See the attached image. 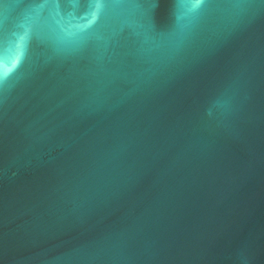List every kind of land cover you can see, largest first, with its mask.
Wrapping results in <instances>:
<instances>
[{"label": "water", "instance_id": "95a60500", "mask_svg": "<svg viewBox=\"0 0 264 264\" xmlns=\"http://www.w3.org/2000/svg\"><path fill=\"white\" fill-rule=\"evenodd\" d=\"M97 2L0 0V264H264V0Z\"/></svg>", "mask_w": 264, "mask_h": 264}, {"label": "clouds", "instance_id": "9594fccd", "mask_svg": "<svg viewBox=\"0 0 264 264\" xmlns=\"http://www.w3.org/2000/svg\"><path fill=\"white\" fill-rule=\"evenodd\" d=\"M203 3V0H193L192 4H191V7L193 10H195L196 8H199V6ZM96 12L93 13V17H92V20L89 21V25H91L92 23H94L96 21V19H98V14H99V10L102 9L103 7V4L99 2H97L96 4ZM14 35L19 36V34H15ZM13 53V51H11V49H6L5 50V54L3 57H0V62H5L9 56H11V54ZM22 59H21V63H22ZM16 69L18 70L19 69V64L16 65ZM14 73H8L7 75H0V81H7L8 78L10 76H12Z\"/></svg>", "mask_w": 264, "mask_h": 264}]
</instances>
